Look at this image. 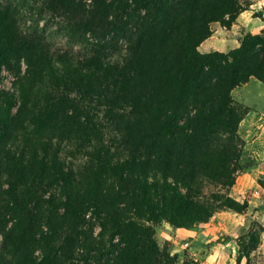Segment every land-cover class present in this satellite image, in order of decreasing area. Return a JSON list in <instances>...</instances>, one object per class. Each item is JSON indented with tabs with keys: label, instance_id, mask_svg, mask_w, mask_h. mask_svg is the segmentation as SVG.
<instances>
[{
	"label": "trees",
	"instance_id": "trees-1",
	"mask_svg": "<svg viewBox=\"0 0 264 264\" xmlns=\"http://www.w3.org/2000/svg\"><path fill=\"white\" fill-rule=\"evenodd\" d=\"M134 1L146 13L131 25L126 0H52L98 38L80 59L0 21V81L3 66L27 64L17 93L0 89V264H174L133 216L180 223L211 215L194 190L160 177L195 180L202 132L237 122L229 92L248 75L245 42L219 65L197 47L209 36V13L230 24L239 8L233 0ZM136 229L140 241L127 234L126 246L102 260L106 233Z\"/></svg>",
	"mask_w": 264,
	"mask_h": 264
},
{
	"label": "rangeland",
	"instance_id": "rangeland-1",
	"mask_svg": "<svg viewBox=\"0 0 264 264\" xmlns=\"http://www.w3.org/2000/svg\"><path fill=\"white\" fill-rule=\"evenodd\" d=\"M83 1L89 7L91 0ZM126 1L131 4L130 15L123 13L124 19L129 21L130 18L132 25L136 17L138 20L137 15L146 12L136 10L135 1ZM216 1L227 3L230 0ZM233 1L239 11L232 23L226 22L228 15L217 11L209 13L212 19L208 23L209 36L199 44L197 52L201 56L212 55L213 62L219 65L231 61L245 42L251 55L246 58L245 74L248 75L229 92L238 107L237 122L227 128L216 126L202 132L195 151V180L160 177L161 183H172L183 193L194 190L211 215L180 223H171L147 212L142 217L133 216L139 226L146 227V236L153 232L159 246L167 248L174 264H264V0ZM5 18H10L23 32L45 37L56 48L72 49L79 59L98 41L52 0H0V21ZM119 41L124 43L122 38ZM252 49L260 52L259 57L254 58L256 54ZM19 66V71L2 67L0 89L17 93V72L20 76L27 73L23 59ZM228 198L237 204L235 208L222 205ZM159 206L166 211L170 209L166 203ZM87 219L93 222V235L99 238L102 229L93 210H89ZM128 231L126 235L120 233L113 238L106 233L102 260L112 258L114 245L125 247L129 235L140 241L138 229L133 233ZM226 238L232 239L226 241ZM2 239L0 232V244ZM43 250V245L36 248L38 260L44 258Z\"/></svg>",
	"mask_w": 264,
	"mask_h": 264
}]
</instances>
